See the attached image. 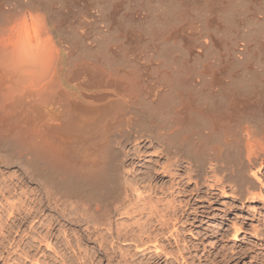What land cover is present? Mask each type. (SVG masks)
I'll return each mask as SVG.
<instances>
[{
  "label": "rangeland",
  "instance_id": "rangeland-1",
  "mask_svg": "<svg viewBox=\"0 0 264 264\" xmlns=\"http://www.w3.org/2000/svg\"><path fill=\"white\" fill-rule=\"evenodd\" d=\"M32 12L47 18L71 96L111 93L79 88L90 74L118 71L143 84L131 122L105 127L95 172L84 139L67 162L38 163L39 174L33 153L0 137V264H264V166L240 172L258 182L241 200L235 151L220 175L209 167L224 135L204 141L203 119L187 113L178 116L182 142L162 136L173 129L167 109L181 111L186 99L210 116L235 103L264 133V0H0L1 19ZM58 135L57 151L69 143ZM195 157L198 180L187 163Z\"/></svg>",
  "mask_w": 264,
  "mask_h": 264
},
{
  "label": "bare ground",
  "instance_id": "bare-ground-1",
  "mask_svg": "<svg viewBox=\"0 0 264 264\" xmlns=\"http://www.w3.org/2000/svg\"><path fill=\"white\" fill-rule=\"evenodd\" d=\"M38 12H36L37 15L32 12V17L28 13L31 20H27L29 17H26V14H24L26 18L21 15L23 13H18L17 18V14L15 17L9 15V18H7V15V19L5 17H3L5 19L0 18V137L18 139L28 152L34 154L32 161L36 162L37 165L35 162L33 163L36 169L39 166L38 163L41 164V167L43 165L49 167V163L53 161L67 162L68 157L75 155V152L71 154V145L78 138L84 139L95 147V151L90 155V161L87 164L91 167L90 171L95 172L100 165V154L98 155L97 152L101 151L99 142H101L105 127L111 123L126 125L131 122L132 118L130 119L129 114L136 105L135 100L140 96H137V94L143 82L131 78L129 74L123 75L120 72L121 75L118 71L115 74H90L89 79V75L82 74L86 72L84 70L86 67L83 65L85 68L83 67L84 69L82 70L79 65V72L82 70L81 74L83 75L81 76H86L84 78L89 79V81L81 82L82 78L79 79L80 75L75 73L76 76L79 75L78 78L74 76L75 74L73 75L76 79H79V88L95 89L99 90V92L100 90H110L111 93L96 94L90 98L88 97L89 99L83 93L74 97L71 96L66 91L60 74V46H57L54 42L51 28L47 18L43 15L44 13L42 12L41 15H38ZM30 26L34 28L33 35L30 33ZM66 46L64 47L65 49H67ZM69 67L67 66L66 68ZM71 67L70 70L67 69L69 73L74 70ZM76 71L78 70L76 69ZM67 76H65L66 79L68 78ZM73 76L71 77L74 78ZM74 81L76 82V80ZM220 85L222 86L223 83H220ZM213 88L216 90V84ZM158 91H154V95H152L155 100V102L153 100V103L159 102L161 93ZM160 91L163 92V90ZM111 95L115 100L112 99ZM182 102L183 105L181 104V106L183 107L179 112L175 111L172 105H169V109L166 108L169 111L171 109V114H169L172 116V120H169L173 123L170 124L173 129L170 128L171 130H169L167 128V132L162 136L166 137L165 139L169 141V145L172 147L173 144L181 141L182 138L179 139V135L184 130L185 118H178V116L188 113L189 115L201 117L204 124L200 125L201 127L197 125V133L203 136L204 141L207 142V138H211L213 135H224L220 144L211 148L209 167L212 173L220 175L224 170H227L222 164V158L229 152L233 153L232 151L234 150L236 153L234 154L237 155L236 159L239 162L238 171H235V173L241 174L238 175L239 177L237 176L238 182L234 185L237 197L242 200L254 196L255 189L258 188V182L256 183V180L249 179L250 187L247 185L249 181L243 173H247L246 170H260L264 166V133L260 131V127L257 125V119H240L242 118L241 108L235 103H232L220 115L210 116L207 114V110L196 107L193 100L191 102L190 99H186ZM189 115L185 116L189 117ZM175 116L176 121H174ZM204 126L205 131L203 130ZM56 134H59L56 138L60 136L61 140H69L66 141V144L69 142L67 147L63 146L65 148L62 149L63 153L61 149L57 151L61 147L58 148L53 142ZM167 140L166 142L168 143ZM172 141L176 142L173 143ZM169 145L166 147H168V151H171ZM196 156H200L199 161H202L201 165L203 164V168L197 162V157H195L194 162L187 161V163L191 168V178L198 180L199 175H202L200 170L202 169L203 171L205 161L202 160L203 158L201 159V155ZM243 170L244 172L240 173ZM37 171L41 174L39 169ZM231 175L227 178L228 180ZM226 177H220L218 180L215 178V181L217 180V183H221L224 186L227 182ZM99 179V184L104 183L105 178L100 176ZM92 184L96 185V182L93 181ZM248 186L250 189L246 190L245 188Z\"/></svg>",
  "mask_w": 264,
  "mask_h": 264
}]
</instances>
